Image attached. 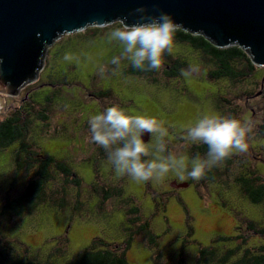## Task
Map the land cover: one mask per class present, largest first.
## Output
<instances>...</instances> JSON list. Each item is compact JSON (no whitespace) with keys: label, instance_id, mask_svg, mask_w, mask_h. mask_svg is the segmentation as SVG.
<instances>
[{"label":"rangeland","instance_id":"374dc122","mask_svg":"<svg viewBox=\"0 0 264 264\" xmlns=\"http://www.w3.org/2000/svg\"><path fill=\"white\" fill-rule=\"evenodd\" d=\"M91 28L95 27L63 36L49 50L38 80L49 86L39 88L35 100L43 103L52 91L58 89L61 92L58 100L54 101L56 104L49 106L51 119L48 126L37 130L34 143L42 154L66 160L86 185L98 187L99 194L94 192L95 189L83 186L81 200L87 198L89 201L81 210L74 206L75 200L70 197L65 199L67 204L63 212L43 207L32 216L15 217L2 189L7 186V178L13 170L18 145L0 151V243L8 240L20 254L31 255V252L41 257L58 248H66L65 256L53 258L56 264H65L96 238L115 242L114 248H120L118 244L122 245L129 236L126 231V204L112 197L99 206L103 196L101 191L105 190L104 181L115 185V188L121 186L125 198L133 197L142 208L143 219L150 221L153 233L161 237L159 247L152 248L146 237L136 236L137 241L127 252L129 264H155L158 250L162 254L157 252V255L163 256L160 264H180L179 260H184L183 264H197L200 259L198 245L221 247L225 243L217 239L235 238L240 234L248 239L233 240L228 244L232 247L240 244L242 255L246 249L257 252L264 247V235L248 229V221L254 220L261 223L256 229L264 230V206H255L243 197L236 181L240 172H255L256 177L264 179V137L261 132L264 127V97L260 86L264 80V68L257 67L260 70L257 73L259 81L252 78L250 86L248 83L233 84L229 94L234 111L233 135L228 141L229 148L233 147L229 151L234 163L229 167L232 172H218L220 181L209 185L184 187L181 183L188 182L189 175L183 166L193 164L200 167V162L183 157L189 150L185 140L193 135L186 134V130L199 124L201 116H207L209 121L216 119L217 83L209 81L203 69H192L194 74L184 73L181 81L171 83L158 69L156 77L161 85L147 82L143 77L126 78L122 71L139 57L141 46L131 37L123 38L122 31L125 32L126 27L121 21L106 30L101 29L100 35L94 36L95 31L89 30ZM174 50L177 51L176 48ZM178 51L187 52L186 49ZM191 63L199 65L195 60ZM38 81L22 89L18 97L0 93V120L24 109L39 111L40 106L30 97L37 90ZM94 89L105 92V96L113 90L114 97L110 95L113 100L97 102L91 97ZM104 103H116L121 121L128 127L132 140H136L141 152L149 154L145 166L147 179L143 167L135 162L141 156L133 157L131 152L126 153L124 168H127L123 170L119 165L111 176L108 174L111 166L105 159L92 158L86 140L95 138L102 127L99 118ZM86 122H90V129ZM146 122L156 126L150 134L152 140L148 142L141 136ZM225 147L226 142L221 149ZM178 180L179 185L172 187V183ZM62 197L61 191L56 196L54 192L53 199ZM163 202L166 206L157 208L156 203L162 205ZM4 211H8L10 216ZM190 227L193 229L191 237ZM183 245L186 250L182 253Z\"/></svg>","mask_w":264,"mask_h":264},{"label":"trees","instance_id":"16d2710c","mask_svg":"<svg viewBox=\"0 0 264 264\" xmlns=\"http://www.w3.org/2000/svg\"><path fill=\"white\" fill-rule=\"evenodd\" d=\"M111 25L104 28L95 27L89 30L95 31L94 36L100 35L98 32L101 29L106 30ZM124 29L125 32L122 31L123 38L131 37L141 46L139 57L133 60L122 71L123 76L126 78L143 77L147 82L149 80L150 83L161 85L160 80L156 77L158 69L162 70V73L169 80V83H171L172 81H181L184 73H190L189 69L191 67L198 71L201 69L206 70L207 79L211 82L214 81V78L209 71L214 70L216 72L215 77H217L215 83H217L218 92H224L226 88L232 91L233 84L239 86L248 83L250 86V84H253L251 83L252 78L259 81L257 78V73L260 71L258 70L259 67L257 68L249 55L238 45L219 49L211 44L203 35H194L184 31L181 27L167 28L163 25H155L138 29ZM187 47L191 50H188ZM180 49H186L187 52L179 53L178 50ZM193 60L198 61L199 65L192 67L191 61ZM37 86V90L30 97L40 106L38 108L39 111L24 109L20 113H13L4 120H0V151H5L8 148H13L16 144L18 145L15 151L13 170L10 173L11 175L8 176L7 186L2 189V192L6 195L5 200L9 202L8 205L14 212L12 214L20 219L25 216L34 215L43 207H50L63 212L67 204L65 199L70 197L75 200L74 206L81 210V207L88 204L89 201L87 198L85 201L81 200L82 187L88 186L91 189H95L94 192L96 193L98 190L97 186L91 187L86 185L84 180L66 160H57L53 155H44L36 147L34 136L38 133L37 130L39 128L42 130L44 126H48L51 119L49 116V111H51L49 106L56 104L52 96L55 93L58 96L61 92L58 89L52 91L43 103H40L35 100L38 89L49 85L40 82ZM260 86L264 97V80ZM109 94H111V91H109ZM191 128L193 129V127ZM116 132L121 138L119 149H122V152L118 155L109 154L106 157V154L102 155V157L106 161L114 162L117 168L119 165H122V167L126 165V153L130 152V149L133 148L132 142L134 143V141L128 127L122 121L116 128ZM191 132L189 131L187 134ZM262 136L264 137V129ZM185 141L189 142L191 139ZM132 156H141L135 162L137 165L143 167L147 179L148 175L145 166H147L149 157H143L138 154ZM199 158L201 157L191 155L192 162H198ZM183 168H186L189 175L186 180L193 182L196 167L192 164L190 166H183ZM236 181L241 187L243 197L255 206H264V179L262 177H256L255 172L246 174L240 172ZM211 182L214 183L216 180L213 179ZM226 186L228 185L226 184ZM115 187L111 186V190L110 188H104V192L110 198L117 197L118 202L122 201L126 204V210L123 206L120 207L126 212V231L129 233L127 240L122 245L118 244L120 248H114L113 245L115 244L113 243L115 242L109 243L103 238H96L89 247L74 254L65 264H129L127 252L131 249L132 244L137 241L136 236L146 237L147 241H149L147 244L152 248L159 247L161 237L153 233L151 222L143 219L142 208L133 197L125 198L121 186ZM56 188L59 190H56ZM59 191H61L63 197L53 199L54 192L56 196ZM104 201V199L99 200V206L104 204ZM156 206L157 208L166 206V202H163L162 205L156 203ZM4 214L10 216L8 211H4ZM248 222V229L250 231L264 235V230L256 229V226H259L261 223L254 220H249ZM190 234L189 236L191 237L193 235L192 227H190ZM245 239L247 240L248 238H244L243 234H240L239 237L235 238L222 237L217 239L216 241L225 243L221 247L206 248L198 245L199 250H197V253L200 254V259L197 264H264L263 247L257 252H250V249H246L244 255H242L240 244L235 247L228 244L233 240L245 241ZM62 240L67 241L66 239ZM185 250L186 247L183 245L181 252L183 253ZM160 251H156L155 264H160L161 257H163H160L162 254ZM157 252L161 254L157 255ZM30 254H20L15 245L11 244L8 240L0 243V264H56L53 258L65 256L67 249L58 248L46 257L33 255L31 252ZM176 257L178 256L176 255ZM172 261L174 262L173 259ZM178 263L183 264L185 261L179 260Z\"/></svg>","mask_w":264,"mask_h":264},{"label":"water","instance_id":"95a60500","mask_svg":"<svg viewBox=\"0 0 264 264\" xmlns=\"http://www.w3.org/2000/svg\"><path fill=\"white\" fill-rule=\"evenodd\" d=\"M118 21L127 29L167 21L219 49L238 45L264 68V0H0V93L18 97L37 82L63 36ZM155 128L142 126L143 141Z\"/></svg>","mask_w":264,"mask_h":264},{"label":"flooded vegetation","instance_id":"af4514ba","mask_svg":"<svg viewBox=\"0 0 264 264\" xmlns=\"http://www.w3.org/2000/svg\"><path fill=\"white\" fill-rule=\"evenodd\" d=\"M159 22L156 25L165 26L166 24L164 23H168L167 21H164V23ZM179 27L180 26H178L177 28ZM192 67H194V65H192ZM192 69L193 68L190 67V74H194L192 73ZM209 73L213 75V80L214 82H216V72L214 70H210ZM110 91L114 97V91ZM216 93L218 94L215 98L214 105L215 116H217L216 119L209 121V118L207 116H201V118L199 119V124L192 126L193 129L188 128L186 130V134L189 131H192L191 133L193 134L191 136V141H187L189 150L187 151L188 154L186 156H188L190 161L191 155H195V157L201 158H199L198 162H200V167H196L195 179L193 178V182H190L191 180H188V182L181 183L182 186L183 184L187 186H193L195 184L198 188L200 186H205L206 183H208L209 185L212 184L211 181L213 179H215L216 182L220 181L218 178H220L221 176V174H219L221 171H225L226 173L230 171L232 172V169H230L229 167H232L233 161L232 155L229 151L233 150V147L229 148L228 142L233 135L232 130L234 118L233 105L229 97V94H231V90L226 88L224 92H218L217 89ZM111 94H106L107 96H105V92L94 89L91 93V97H94L97 102H103L102 100L104 99L113 100V97L110 96ZM52 98L53 101H57V93L53 94ZM109 110L111 111L109 112ZM101 120L102 127L100 128L96 137L86 141L88 143L87 149L91 150V153L93 155L92 158H101L102 160V155H118L122 152V149H119L121 138L116 132V128L119 126L121 118L120 111L118 110V107L115 105V103H108L107 105L105 103L103 104L99 121ZM89 123L90 122H86L85 124L88 129H90V127L88 126ZM263 129H261V132L263 131ZM150 140H152V137ZM219 142H221V146H218ZM225 142L226 147L224 149H221L225 145ZM132 146L133 148L130 149L132 155L138 154L142 155L143 157H149L148 153H143L140 151L136 140H134V143L132 142ZM164 150L166 151V148H164ZM209 160H212V163H209ZM107 162L108 164H106L111 166L108 170V174L109 176H111L113 171L115 173L116 167L114 165V162ZM122 169L125 170L126 168L122 167ZM178 183L179 181H176V183L172 184V187L176 188L179 185ZM103 186L105 188H110L111 190L112 185L107 184L103 181ZM104 191H101V193L103 194L102 200L104 199L108 201L110 199V196L107 195V193H105ZM97 193L99 194V192ZM258 250H261V248Z\"/></svg>","mask_w":264,"mask_h":264}]
</instances>
